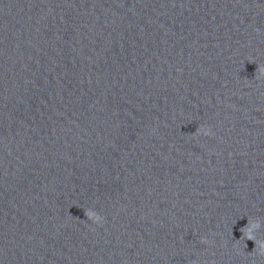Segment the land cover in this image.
<instances>
[{"label": "water", "instance_id": "95a60500", "mask_svg": "<svg viewBox=\"0 0 264 264\" xmlns=\"http://www.w3.org/2000/svg\"><path fill=\"white\" fill-rule=\"evenodd\" d=\"M258 65L264 0H0V264H264Z\"/></svg>", "mask_w": 264, "mask_h": 264}, {"label": "clouds", "instance_id": "9594fccd", "mask_svg": "<svg viewBox=\"0 0 264 264\" xmlns=\"http://www.w3.org/2000/svg\"><path fill=\"white\" fill-rule=\"evenodd\" d=\"M255 78L257 80L264 78V65H258L257 71L255 73ZM210 129L205 127H198L195 131V135L204 134L209 135ZM84 214L87 217L88 220H91L94 223H99L102 221V216L98 214L95 210L88 208L84 209ZM261 227L260 220H249L247 222V225L243 228V238L245 240H251L255 244L254 250L260 254L264 255V240H258L255 233L257 230H259Z\"/></svg>", "mask_w": 264, "mask_h": 264}]
</instances>
